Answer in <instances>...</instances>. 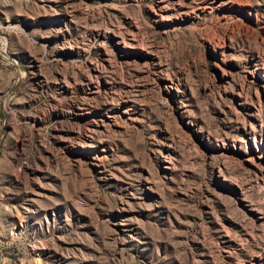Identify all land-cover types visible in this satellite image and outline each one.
Segmentation results:
<instances>
[{"label":"rangeland","instance_id":"1","mask_svg":"<svg viewBox=\"0 0 264 264\" xmlns=\"http://www.w3.org/2000/svg\"><path fill=\"white\" fill-rule=\"evenodd\" d=\"M0 264H264V0H0Z\"/></svg>","mask_w":264,"mask_h":264}]
</instances>
